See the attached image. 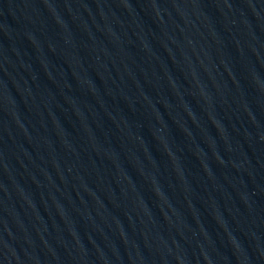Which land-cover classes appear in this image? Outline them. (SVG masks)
Masks as SVG:
<instances>
[{
  "label": "water",
  "instance_id": "water-1",
  "mask_svg": "<svg viewBox=\"0 0 264 264\" xmlns=\"http://www.w3.org/2000/svg\"><path fill=\"white\" fill-rule=\"evenodd\" d=\"M0 264H264V0H0Z\"/></svg>",
  "mask_w": 264,
  "mask_h": 264
}]
</instances>
